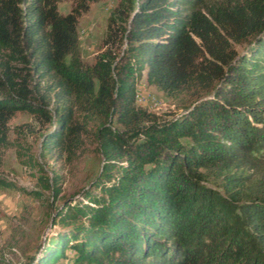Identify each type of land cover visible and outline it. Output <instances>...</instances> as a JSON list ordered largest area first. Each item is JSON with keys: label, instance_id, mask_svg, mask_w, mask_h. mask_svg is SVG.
Wrapping results in <instances>:
<instances>
[{"label": "trees", "instance_id": "1", "mask_svg": "<svg viewBox=\"0 0 264 264\" xmlns=\"http://www.w3.org/2000/svg\"><path fill=\"white\" fill-rule=\"evenodd\" d=\"M59 1L0 0V162L19 111L45 125L40 155H74L87 134L79 115L98 121L99 170L57 209L58 229L32 264L67 250L72 264H264V197L242 208L247 242H222L217 195L201 181L202 170L264 150V0L207 13L186 11L187 0H122L90 64L76 24L97 0H71L67 14ZM143 74L191 103L158 120L136 105Z\"/></svg>", "mask_w": 264, "mask_h": 264}, {"label": "rangeland", "instance_id": "2", "mask_svg": "<svg viewBox=\"0 0 264 264\" xmlns=\"http://www.w3.org/2000/svg\"><path fill=\"white\" fill-rule=\"evenodd\" d=\"M121 1L90 2L78 18L79 52L84 62L92 63L100 52L110 18L116 14ZM187 1L186 11L198 9L207 13L208 8L232 0ZM57 7L60 14H67L71 0H61ZM237 48L240 50L242 46ZM191 101L190 96L167 94L149 85L144 74L136 90L137 107L158 120L176 118ZM79 118L87 134L82 147L72 156H60L54 151L39 154L45 125L30 112L19 111L9 121L10 145L1 151L0 162V176L11 183L0 186V264H32L41 255L44 243L58 229L53 224L57 209L69 198H80L81 191L97 174L101 164L95 140L98 121L88 115H79ZM227 163V168L202 170L201 181L217 195L213 211L219 215L216 227L222 242L233 236L245 244L249 226L242 208L246 202L264 197V150L255 148ZM53 175L58 177L60 193L51 203ZM218 234L211 240H217ZM66 255L56 264H72L74 250H67Z\"/></svg>", "mask_w": 264, "mask_h": 264}]
</instances>
